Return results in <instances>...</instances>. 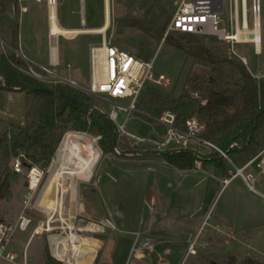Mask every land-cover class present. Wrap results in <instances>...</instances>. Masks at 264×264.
Segmentation results:
<instances>
[{"label":"rangeland","instance_id":"374dc122","mask_svg":"<svg viewBox=\"0 0 264 264\" xmlns=\"http://www.w3.org/2000/svg\"><path fill=\"white\" fill-rule=\"evenodd\" d=\"M80 1L55 0L56 17L61 26L81 28ZM178 1L108 0L109 28L104 35L110 45L120 50L143 60L153 59L155 76L162 75L168 80L166 86L157 89L173 97L180 95L189 75H210L207 68L197 65L194 59L187 58L181 50L165 42L169 36L178 38V35L173 33L165 36ZM82 3L85 27H100L103 24V0H83ZM20 4L27 7V13L22 12L24 9H20L17 2L14 9L0 16V55L8 57L14 54L21 60L19 71L33 79L42 89L54 91L57 87L68 86L87 90L90 84L89 48L99 46L102 35H77L72 40L59 37L56 41L59 62L57 66L50 67L47 65L49 42L46 36V28L49 24L48 0H20ZM258 4L261 38V53L258 56L255 55L251 43L227 42L216 37H197L195 44L205 46L211 51L215 49L221 51L227 57H244L247 60V67L253 73L264 77V0H258ZM166 14L169 20L160 41L139 30L120 25L121 21L130 20L146 23L156 20L160 25ZM219 18L220 28L228 34H233L236 27L241 28L244 18L248 29H252L253 0H245V2L223 0V13ZM14 23L18 27L16 46L13 45L11 34ZM234 34L236 38V33ZM183 43L186 46L195 45L194 42L185 40ZM30 70L37 76H33ZM193 97L199 99L196 94ZM90 98L95 102V108L99 113L108 118L111 105L97 98L91 96ZM31 102V97L25 93L9 92L0 88V135L7 133L9 139L12 129L26 126ZM117 103L122 106L127 104L125 101H117ZM137 111L129 116L119 112L118 123L121 124L127 119L125 130L138 137L149 138L162 133L161 126L154 121V117L141 110L137 109ZM180 125L178 124L179 127ZM72 136H84L92 140L99 152V160L97 159L94 164L90 179L70 181L71 189L65 187L64 190L66 192L73 190L76 195L83 197L82 194L92 188L95 193H85V198L89 197V199L82 200V203H87L88 212L98 214L102 220L106 218L113 225L112 229L105 228L107 244L98 264H138L133 251L127 257L126 247L144 238L159 243L155 247L156 251L173 250V246L180 245L177 249L180 253L186 249L187 244H177V242L191 239L183 254L184 258H180V261L183 258L182 264H264V180L257 176L259 169L256 165L260 163L259 161L244 171V175L256 177L254 188L259 195H254L238 177L222 188L221 178L217 177L211 166L201 165V171L178 173L160 156L169 153L168 151L153 153L145 146L136 145L131 141L130 145L137 147L138 151H132L127 147L128 145L125 147L122 145L118 146L114 153L104 154L100 137L74 131L64 133L52 162L44 173L41 186L33 198L32 210L24 214L31 220L29 227L25 231L16 230L9 243L7 253H14L16 262L22 263L24 245L32 229L40 223L44 224L48 219L51 227L61 226L64 233L60 236L65 237L64 245H67V248L58 259L66 264H85V258L83 259L71 247L68 248V243L74 234H77L79 239L85 235H79L77 224L79 229L87 232L95 227L90 231L86 230L88 222L82 220L80 216H75L71 219L74 234L67 233L65 227H70V223L67 222L65 225L59 217L66 214L64 205L62 208L63 202L58 207L62 209L61 211L57 210V213L52 211L59 165L58 151L63 140ZM73 139L80 142L77 138L73 137ZM120 143L122 144L121 141ZM200 151L201 159H209V155L216 153L206 147H201ZM10 152L9 144L3 145L0 151V159L6 160L8 170H12L14 159ZM11 170L4 172L3 165L0 166V182L6 178L10 183V194L0 200V221L5 223H15L18 220L23 211L26 192L24 175H14ZM231 170L233 171L232 167ZM36 203L38 206L35 207ZM49 209H51L50 214H48ZM56 215L60 222L56 221ZM147 228L150 230L146 234ZM129 232H133L132 235ZM136 233L139 234V238L135 236ZM96 240L89 241L94 243L95 251L87 264H94L96 260L97 249L100 247L99 241ZM136 244L134 247L137 246ZM45 252L44 237L33 236V240L25 249L26 263L41 264ZM161 256L159 254L149 264H166L156 263V259ZM179 257L178 253L176 260ZM0 264L6 263L0 261Z\"/></svg>","mask_w":264,"mask_h":264},{"label":"trees","instance_id":"16d2710c","mask_svg":"<svg viewBox=\"0 0 264 264\" xmlns=\"http://www.w3.org/2000/svg\"><path fill=\"white\" fill-rule=\"evenodd\" d=\"M16 6L17 0H0V16ZM168 20L169 16L166 14L160 25L156 20L151 23L139 20L121 21L120 25L139 30L160 41ZM11 34L13 45L16 46V23ZM173 34H177L178 38L169 36L165 42L181 50L187 58L194 59L197 65L207 68L210 75H189L178 97L148 86L142 92L136 109L154 118L169 112L175 115L177 124L196 119L204 126L200 135L203 140L226 152L233 164H245L264 148V77H252L237 57H227L216 49L212 52L205 46L196 45L197 37L201 36ZM183 40L194 42L195 45L186 46ZM20 65L21 60L14 54L8 57L0 55V77L5 85L4 90L25 93L32 99L26 126L12 129L9 139L7 133L1 134L0 151L3 145L9 144L12 157L22 154L24 166H37L44 173L66 131L100 137L104 154H112L122 145H128L130 150L138 151L137 147L130 145V140L116 133L114 125L105 115L99 113L90 96L68 86L57 87L54 94L40 92L42 88L19 71ZM194 94L198 95L199 99H195ZM62 95L85 100L91 107L67 100ZM232 144L236 146L229 149ZM160 156L176 170H194L196 159L190 152H169ZM201 163L202 166H211L221 179L230 177V165L217 153L209 155V159L202 158ZM2 165L4 172L11 170H8L4 158L0 159V166ZM11 172L16 175L12 170ZM9 189L10 183L5 178L0 182V200L10 194Z\"/></svg>","mask_w":264,"mask_h":264},{"label":"built area","instance_id":"2783aa9c","mask_svg":"<svg viewBox=\"0 0 264 264\" xmlns=\"http://www.w3.org/2000/svg\"><path fill=\"white\" fill-rule=\"evenodd\" d=\"M49 4V0H48ZM259 6L257 10H254L253 14H258ZM223 13V0H179L177 7L174 11L172 19L166 29V35L169 33L188 34L201 37H216L218 40L227 42H236L230 40L232 34L226 33L224 29L220 28V15ZM49 50L54 66L58 65V60H55L53 56L52 42L55 41V47L57 51V39L59 37H52L49 35ZM4 45V43H1ZM89 60V88L87 90H81L88 96L97 98L102 102L111 105V110L107 114L109 121L114 125L116 133L125 137L130 141H134L136 145L145 146L149 151L153 153L160 152H179L187 151L193 154L195 157L194 170L201 171V159L200 151L201 147H206L218 154V156L227 161L232 167L230 170V177L227 179H221L222 188L229 185V183L235 179L240 178L249 192L254 195H259V192L254 188L256 183V177L252 175H244V171L257 164L258 177L264 180V148L258 152L252 159L243 164V166L237 167L228 158L226 152L217 148L214 144L203 140L200 137V133L204 130V126L196 119H189L183 124L178 126L176 123L175 115L165 112L154 121L161 126L162 133L154 135L149 138L138 137L125 130L126 120L119 124L118 117L119 112L125 113L129 116L132 113H137V102L145 90L146 87H163L168 84V80L162 76H155L153 72V59L143 60L135 57L132 54L120 50L117 47L110 45L103 35L100 40L99 46H91L88 52ZM30 73L33 76H37L32 70ZM5 85L0 77V88H4ZM117 101H125V106L119 105ZM148 116V115H147ZM149 117V116H148ZM236 144H232L229 149L235 147ZM24 156L19 154L13 159L12 171L18 175H24L25 177V196L23 200V211L15 223H5L0 221V261L6 264H27L25 256L22 263L15 261L16 256L14 254L7 253V248L12 240L13 234L16 230L25 231L31 220L24 216L26 211L32 210L33 198L41 186V182L44 176V172L37 166H24L22 161ZM82 220L88 223H94L98 228V233L102 232L104 228L112 229L113 225L109 220H88L82 217ZM47 221L40 223L32 230V236L41 235L46 233V239L49 245V253L52 259L50 264H66L58 259L56 255L51 252L52 242H55L56 235L52 232V229L48 227ZM78 226V224H77ZM78 228V227H77ZM80 230V229H78ZM152 248V243L144 241L138 247H134L135 251H144ZM183 260L181 261V264Z\"/></svg>","mask_w":264,"mask_h":264},{"label":"crops","instance_id":"0c3cea01","mask_svg":"<svg viewBox=\"0 0 264 264\" xmlns=\"http://www.w3.org/2000/svg\"><path fill=\"white\" fill-rule=\"evenodd\" d=\"M17 2H18V5H19V8L20 9H22V8L24 9V11H22V12L23 13H27L28 12L27 7H25L24 5L20 4V0H17ZM80 2H81L80 3L81 5H80V11H79V13H80L79 14V22H80L81 28H64L63 26H61V24L59 23V21L57 20V17H56V21H57L58 26L60 28H62V29H65V30H93V29H98V28L102 27L105 24V21H106L105 12L103 14V24L100 27H97V28H86L85 27L86 20H85V15H84V12H83V3H82L83 0H81ZM103 8H104V6H103ZM56 14H57V12L55 10V16H56ZM108 16H109V7H108ZM108 19H109V17H108ZM108 28H109V20H108ZM108 28H107V30H108ZM47 29L48 28H46V36H47V39H48V42H49V36L47 35ZM85 35H95V34H85ZM260 43H261V38H260ZM253 46H254V53H255L256 56H258L261 53V47L259 45V47L257 48L254 44H253ZM238 58L244 63L245 67L247 68L248 72L250 73V75L252 77H254L255 79L262 78L259 74L253 73L247 67L246 58L239 57V56H238ZM56 59L58 60V50L55 52V60ZM47 65L50 66V67H54V65L52 63V58H51V55H50L49 44H48ZM176 171L178 173L196 172L195 170H190V171H179V170H176ZM72 191L73 190H71L70 192L64 191L65 195H64V192H61V193L59 192L58 193V198H59L60 204H61V202H63L62 208H63V205L65 207L66 214H64V216L69 215V217H71L69 219L70 227H68V226L65 227V231L67 233L69 232V233L74 234L73 233L74 229H73V226L71 225V219L73 217H75V216L85 217L88 220H95V221H97V220H101V221L107 220L106 218H103V220H102V218H100L98 214H95V213H92V212H88L87 210H89V208H87V206H86L87 203H82V200L86 201L87 199H89V197L85 198V195H84L85 193H95V191L92 188L87 189V191L84 194H82L83 197L82 196L79 197L78 195L75 194L74 191L73 192ZM61 194L63 195V199H61V196H62ZM61 210L62 209H58V211H61ZM83 210H85V212ZM50 211H51V209H49V213L48 214H50ZM52 211L55 213L54 210H52ZM56 213H57V211H56ZM56 217H57L56 221L60 222V220L58 219L57 215H56ZM48 227H49V229L53 228L52 232L56 235V237L64 234L62 229H61L62 228L61 226L60 227H58V226L57 227H54V226L51 227V223H49ZM78 229L79 228H77V231L80 233L79 235L85 234L84 237L79 239L78 235L74 234L73 238L68 243V248L71 247L72 250H76L75 252L77 254L79 253L80 256H82L83 259L85 258L84 262H85V264H87L88 260L93 257V252L95 251V250H93V246H95L94 243H90L89 241H94L95 239H97L96 241H99L100 247L99 248L97 247L98 249H97L96 260L94 261V264H98L100 259H101V257H102L103 251H104V249L106 247V244H107V242H106L107 237L105 235V228L103 229L102 232H99V233L97 232L98 231L97 226L95 227V229H93L90 232L83 231L81 229L78 230ZM149 230H150V228H147V231L145 233L147 234L149 232ZM31 233H32V231H31ZM132 233L133 232H131L130 234L132 235ZM34 236H36V235H34ZM39 236L44 237V241H45V244H46V252L43 253V256H42V259H41L42 260L41 264H50L52 262V259L50 257V253H49V245H48V242H47V239H46V233H43L41 235L39 234ZM135 236L139 238V234L138 233H136ZM61 237L63 239L62 243H61L60 247L54 252V253H56V256L58 258L62 257L63 252L67 248V245H64V242H65L64 238L65 237H63V236H61ZM32 240H33V236H32V234H30L28 240L26 241V243L24 245V250H23V255H22V257L25 256V260L27 259L26 258V253H25V249L28 246L29 242L32 241ZM144 241L151 242L152 243V248L149 249V250H144V251H135V249H134L135 243H137L136 244L137 246H135L137 248L138 245H140ZM190 241H191V239L187 238V240H185V241H180V243L177 242V244H187L186 249L184 251H182L181 253L178 252V250H177L178 248H180V245H176L175 247L173 246V250L164 249V251L159 252V251L155 250L156 245H159L158 242H152V241L148 240V238H144L142 241H140V242L134 241L133 244H131V245L129 244V246L126 247V250L128 252L127 253V257L129 255V253L131 251H133L134 257L136 258V262L138 264H149L152 261L153 258H155V257L157 258L158 255L161 254L162 256L159 257L158 259H156V263L178 264V263H180L183 260V258H184L183 254H185ZM80 242H84V243H80ZM8 247H9V245H8ZM174 248L176 249V251H174ZM81 250H84L85 252H82ZM126 250H125V254H126ZM178 253H179L180 257H179L178 260H176V256H177ZM12 254H14V253H12ZM181 257H183V258L180 261ZM144 258H146V259H144Z\"/></svg>","mask_w":264,"mask_h":264},{"label":"bare ground","instance_id":"6f19581e","mask_svg":"<svg viewBox=\"0 0 264 264\" xmlns=\"http://www.w3.org/2000/svg\"><path fill=\"white\" fill-rule=\"evenodd\" d=\"M245 2V0H244ZM104 3V12L106 21L105 24L93 30H65L58 26L55 16V0H49V10H48V33L54 37H62L67 39H74L77 35L85 34H95V35H104L108 28V0H103ZM259 6V4H257ZM236 33V38L235 34ZM234 33L228 38L234 40L237 43H252L257 48L260 45V25L259 17L256 13L254 15L253 28L248 29L246 19L243 20V25L241 28L236 27ZM242 36V38H241ZM53 56H55L56 47L55 41L52 42ZM74 138H77L80 142L75 141ZM99 152L95 148L92 140L87 139L84 136H72L71 138L64 139L61 147L58 151V173L55 183V202H54V211L58 210L60 201L58 198V193L64 192L65 187L69 188L73 180L84 179L85 181L89 180L91 176V171L94 167L95 162L97 161ZM99 160V159H98ZM63 197V195H62ZM75 200V199H74ZM38 206V203L35 204V207ZM76 207V206H75ZM64 221L65 225L69 222V215L60 216ZM93 227H96L94 223H88L86 225V230L90 231ZM62 229V228H61ZM93 230V229H92ZM62 237L57 236L55 242H52L51 252L54 253L61 245Z\"/></svg>","mask_w":264,"mask_h":264},{"label":"water","instance_id":"95a60500","mask_svg":"<svg viewBox=\"0 0 264 264\" xmlns=\"http://www.w3.org/2000/svg\"><path fill=\"white\" fill-rule=\"evenodd\" d=\"M219 1H221V0H219ZM257 4H258V0H253L254 10H257V9H258V5H257ZM39 91H40V92H43V93H45V94H54V91H52V90H48V89H40ZM62 97L65 98V99H67V100H70V101H72V102L82 103V104H84V105H86V106H88V107H91V104L88 103V102L85 101V100L76 99V98H74V97H71V96H64V95H62Z\"/></svg>","mask_w":264,"mask_h":264}]
</instances>
